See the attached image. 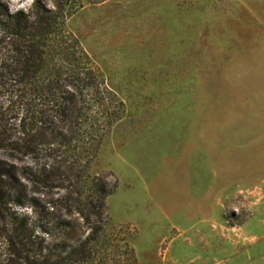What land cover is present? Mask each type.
Segmentation results:
<instances>
[{
	"label": "rangeland",
	"instance_id": "obj_1",
	"mask_svg": "<svg viewBox=\"0 0 264 264\" xmlns=\"http://www.w3.org/2000/svg\"><path fill=\"white\" fill-rule=\"evenodd\" d=\"M67 28L124 105L93 166L111 255L264 264V0H90Z\"/></svg>",
	"mask_w": 264,
	"mask_h": 264
},
{
	"label": "trees",
	"instance_id": "obj_2",
	"mask_svg": "<svg viewBox=\"0 0 264 264\" xmlns=\"http://www.w3.org/2000/svg\"><path fill=\"white\" fill-rule=\"evenodd\" d=\"M86 1L0 0V264L121 261L93 166L124 105L67 28Z\"/></svg>",
	"mask_w": 264,
	"mask_h": 264
}]
</instances>
